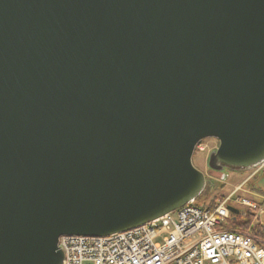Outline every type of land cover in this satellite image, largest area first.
I'll list each match as a JSON object with an SVG mask.
<instances>
[{"label": "water", "instance_id": "obj_1", "mask_svg": "<svg viewBox=\"0 0 264 264\" xmlns=\"http://www.w3.org/2000/svg\"><path fill=\"white\" fill-rule=\"evenodd\" d=\"M209 138L264 163V0H0V264L195 200Z\"/></svg>", "mask_w": 264, "mask_h": 264}, {"label": "built area", "instance_id": "obj_2", "mask_svg": "<svg viewBox=\"0 0 264 264\" xmlns=\"http://www.w3.org/2000/svg\"><path fill=\"white\" fill-rule=\"evenodd\" d=\"M240 187L212 209L198 207L195 199L124 232L61 236V264H264V241L227 223L229 202ZM242 203L255 207L246 199Z\"/></svg>", "mask_w": 264, "mask_h": 264}, {"label": "rangeland", "instance_id": "obj_3", "mask_svg": "<svg viewBox=\"0 0 264 264\" xmlns=\"http://www.w3.org/2000/svg\"><path fill=\"white\" fill-rule=\"evenodd\" d=\"M217 147L216 139H205L192 156L193 166L206 176V186L202 194L196 198L195 204L200 208H206L210 200H222L236 187L241 186L229 202L230 206L237 211L231 213L229 218L234 223L248 222V227L241 231H247L253 235L261 234L264 232V163L262 166L245 171H232L227 168L212 171L208 167V158ZM236 198L238 202L234 201ZM243 199L254 204L255 207L242 203ZM257 237L264 241V238Z\"/></svg>", "mask_w": 264, "mask_h": 264}, {"label": "trees", "instance_id": "obj_4", "mask_svg": "<svg viewBox=\"0 0 264 264\" xmlns=\"http://www.w3.org/2000/svg\"><path fill=\"white\" fill-rule=\"evenodd\" d=\"M219 200H221V199H219ZM219 200H210L209 201V204H208V206L207 207H209V208H214L215 207V205L217 204V202L219 201ZM232 221V219L231 218H229L228 220H227V223H228V226L230 227V224H232V227H230L232 230H236V231H241V230H244V229H246L247 227H248V222H245V221H240V222H231ZM256 236H260V237H262V238H264V232H262L261 234L259 233V234H255Z\"/></svg>", "mask_w": 264, "mask_h": 264}]
</instances>
